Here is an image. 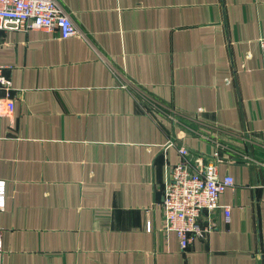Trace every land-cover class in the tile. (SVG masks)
<instances>
[{"label": "crops", "instance_id": "obj_1", "mask_svg": "<svg viewBox=\"0 0 264 264\" xmlns=\"http://www.w3.org/2000/svg\"><path fill=\"white\" fill-rule=\"evenodd\" d=\"M56 1L76 37L0 32L4 264H264V0ZM181 147L236 183L185 251L162 208Z\"/></svg>", "mask_w": 264, "mask_h": 264}, {"label": "built area", "instance_id": "obj_2", "mask_svg": "<svg viewBox=\"0 0 264 264\" xmlns=\"http://www.w3.org/2000/svg\"><path fill=\"white\" fill-rule=\"evenodd\" d=\"M15 30L29 32L43 30L58 32L61 38L69 39L79 33L68 13L56 0H0V32ZM264 57V39L261 40ZM0 116L2 111L11 115L15 111V101L11 99V86L0 66ZM174 144L170 143L168 147ZM180 163L176 164L170 178L166 180L162 202L164 213L163 231L175 233L183 251L198 237L212 231L213 227L202 228L201 216L204 212L222 210L226 221L231 219V207L220 205L221 196L228 190H235V179L226 175L220 177L218 163H192L188 148H179ZM7 206V181L0 179V212ZM152 230L151 223L147 226ZM4 246L0 232V264H4Z\"/></svg>", "mask_w": 264, "mask_h": 264}, {"label": "rangeland", "instance_id": "obj_3", "mask_svg": "<svg viewBox=\"0 0 264 264\" xmlns=\"http://www.w3.org/2000/svg\"><path fill=\"white\" fill-rule=\"evenodd\" d=\"M237 141H238L239 147L243 149V151H240V150L237 151V154H239L238 157H240L243 160H250V161L255 160V158L260 161L263 160L260 155H256L252 153L253 151L250 146L251 141L247 140V138H240ZM226 156H229V155H226Z\"/></svg>", "mask_w": 264, "mask_h": 264}]
</instances>
